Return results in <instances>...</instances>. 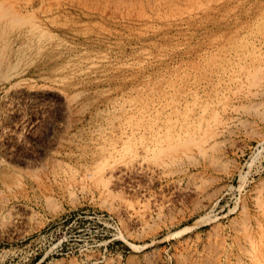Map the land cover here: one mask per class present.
I'll return each instance as SVG.
<instances>
[{
  "label": "rangeland",
  "instance_id": "1",
  "mask_svg": "<svg viewBox=\"0 0 264 264\" xmlns=\"http://www.w3.org/2000/svg\"><path fill=\"white\" fill-rule=\"evenodd\" d=\"M0 264H264V0H0Z\"/></svg>",
  "mask_w": 264,
  "mask_h": 264
}]
</instances>
